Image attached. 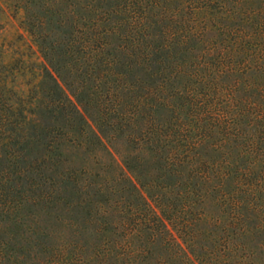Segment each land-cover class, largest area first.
Wrapping results in <instances>:
<instances>
[{
	"label": "trees",
	"instance_id": "trees-1",
	"mask_svg": "<svg viewBox=\"0 0 264 264\" xmlns=\"http://www.w3.org/2000/svg\"><path fill=\"white\" fill-rule=\"evenodd\" d=\"M131 151L174 206L110 212L89 242L13 237L67 186L113 189ZM192 257L264 264V0H0V264Z\"/></svg>",
	"mask_w": 264,
	"mask_h": 264
},
{
	"label": "rangeland",
	"instance_id": "rangeland-1",
	"mask_svg": "<svg viewBox=\"0 0 264 264\" xmlns=\"http://www.w3.org/2000/svg\"><path fill=\"white\" fill-rule=\"evenodd\" d=\"M66 152L68 156L80 155L72 147H67ZM129 156L128 166L123 164L119 158L118 165L114 161H108L107 172L112 173L110 176L112 180H109L108 185L113 188L106 189L109 193L93 194L92 189H88V187H83L77 193H73L67 186L64 192L68 199H74L78 195V201L72 200V202L69 201L60 206L34 204L30 213L24 216L23 223L13 226L16 232L13 237L29 242L37 240L39 235L42 239L48 240L67 238L80 243L89 242L95 236L93 227L100 224L109 225L118 219L116 216L111 218L107 215L110 212H112L111 215H118L122 210L121 217H123L127 211L130 213L135 210L139 213L147 212L148 205H150L159 214L158 207L161 209L165 205L174 206L177 202V199L175 200L174 180L177 181L175 176L167 174L157 177L156 162L148 157H142L141 152L136 156V151H131ZM120 168L124 172L123 175L118 174ZM92 181L94 183L97 179L93 178ZM69 195H72L71 198ZM211 209L213 206L210 204L208 210L211 211ZM105 210L107 213H103ZM171 222L173 221L171 220ZM166 223L169 225L167 221ZM172 232L175 234L174 230ZM202 242L205 243V241ZM200 245L201 242H198L196 247ZM23 247L25 248V246ZM21 250L24 249L21 248ZM34 253L38 252L29 249L22 252L20 257L28 258ZM11 256L5 254L3 259L12 258ZM192 259L193 264H207L205 259L201 260L199 257L197 259L192 257ZM208 263L211 264L212 260Z\"/></svg>",
	"mask_w": 264,
	"mask_h": 264
}]
</instances>
